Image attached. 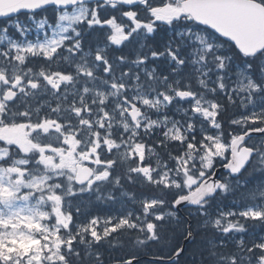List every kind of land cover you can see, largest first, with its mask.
<instances>
[{
  "label": "snow or ice",
  "instance_id": "snow-or-ice-1",
  "mask_svg": "<svg viewBox=\"0 0 264 264\" xmlns=\"http://www.w3.org/2000/svg\"><path fill=\"white\" fill-rule=\"evenodd\" d=\"M0 264H264V0H0Z\"/></svg>",
  "mask_w": 264,
  "mask_h": 264
}]
</instances>
